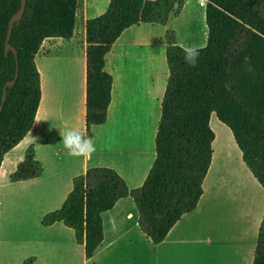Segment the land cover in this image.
<instances>
[{
  "label": "trees",
  "instance_id": "obj_1",
  "mask_svg": "<svg viewBox=\"0 0 264 264\" xmlns=\"http://www.w3.org/2000/svg\"><path fill=\"white\" fill-rule=\"evenodd\" d=\"M207 40L190 66L174 31H166L167 83L155 136V159L143 182L129 190L106 167L88 168L73 179L61 207L43 216L42 226L62 223L91 258L102 242L101 214L130 197L141 232L160 244L172 227L192 212L203 194L202 183L212 157V113L231 132L242 161L264 189V0H205ZM80 0H26L22 16L11 29L9 18L20 0H0V165L31 129L40 102V76L34 64L43 40L69 39ZM184 0H109L103 14L88 19L86 32L85 131L106 121L112 77L104 71L105 56L128 28L165 25L179 16ZM31 149L10 175L11 182L40 176ZM21 264H33L30 258ZM252 264H264V215Z\"/></svg>",
  "mask_w": 264,
  "mask_h": 264
},
{
  "label": "crops",
  "instance_id": "obj_2",
  "mask_svg": "<svg viewBox=\"0 0 264 264\" xmlns=\"http://www.w3.org/2000/svg\"><path fill=\"white\" fill-rule=\"evenodd\" d=\"M203 2L205 5L206 1ZM108 3L109 0H86L84 17L79 25L75 17L71 38L43 40L34 57L40 76L41 96L33 125L22 141L4 155L0 165L1 181L5 173L4 159L24 145L22 162L31 149L34 160L40 168L43 167L41 174L18 182L43 187L41 198L51 204L46 214L61 207L72 190L73 179L84 176L88 168H110L132 190L143 184L155 159L154 141L168 77L165 33L173 15L165 25L139 24L126 29L106 54L104 71L112 77L111 101L105 123L91 127V138L96 146L92 156H70L62 142V135L69 128L85 131V25L88 19L103 14ZM185 5L184 1L183 8ZM61 42H67V49L77 53L75 56L71 52L70 55L66 53L59 57L65 60L52 80L50 66L57 59L55 53L62 49ZM209 127L214 133V140L211 144L210 166L202 183L203 194L196 208L184 214L160 244L153 245L141 232L137 209L132 199L127 197L118 200L110 211L101 214L102 242L91 258H85L83 245L76 242L71 228L55 223L41 226L51 228L61 224L72 233L73 238L70 235L68 240L37 243L41 246L53 245V248L48 247L43 258L35 254L26 260L31 258L33 264H115L112 261L116 257L124 261L133 247L144 243L157 260H172L178 264L186 259L193 262L196 258L194 253L206 251L212 259L211 264H221L224 259L230 264H252L264 215V201L262 209H254L253 205L239 209L237 205L243 206L242 198L246 191L249 204L258 203L260 197L264 200V189L242 161L230 130L218 121L214 113L210 115ZM31 136L38 138L36 143L31 140ZM61 164L63 168L60 172L58 168H53L50 173L53 166ZM8 181L11 182H0V188L12 183ZM224 184L240 186L227 194V191L222 190ZM231 200L234 202L233 208L228 206ZM243 215V220L248 224L239 227V235L221 232L223 219L238 223ZM74 248H79L78 258L72 256ZM222 252L223 258H220ZM21 260L15 264L26 261Z\"/></svg>",
  "mask_w": 264,
  "mask_h": 264
},
{
  "label": "rangeland",
  "instance_id": "obj_3",
  "mask_svg": "<svg viewBox=\"0 0 264 264\" xmlns=\"http://www.w3.org/2000/svg\"><path fill=\"white\" fill-rule=\"evenodd\" d=\"M185 6L181 10L179 16L171 17L168 21L166 31H174L175 41L178 46L183 48L185 45L195 46L197 49L203 48L206 45L207 29L205 25V7H199V0H184ZM93 2V0H90ZM86 0H80L79 9L76 15L77 24L83 19L86 11ZM203 14V15H202ZM202 23L200 18H202ZM197 22V23H196ZM192 28H194L192 30ZM196 28V29H195ZM203 28L205 36L199 30ZM197 30V31H196ZM199 32V33H198ZM62 49L55 53L56 60L50 66L51 79L54 80L56 71L59 65L62 63L60 56L66 53L70 55H76L77 52L67 49V42H61ZM198 43V44H195ZM78 51V50H76ZM158 126V125H157ZM24 145L9 155L4 164V180H10L8 177L12 174L16 166L21 163V154L25 152ZM24 150V151H23ZM63 164L53 166L50 169L58 168V172L61 171ZM41 168H43L41 166ZM5 174L7 176H5ZM226 174V173H225ZM7 182V181H6ZM8 183H11L8 181ZM240 185H237L239 187ZM231 184H224L222 190L227 191V194L232 189L237 188ZM240 189V188H238ZM44 192L43 187L36 186L35 184L22 185L20 182L8 184L4 188H0V264H15L19 260L23 262L27 258L34 256L35 254L43 258L53 245H37V243H45L60 240L70 239V235L73 238L72 233H69L67 228L61 224L55 225L51 228H44L41 226V218L46 214V210L51 207V204H47L45 199L41 198ZM244 193L242 201L243 206L239 209H247L249 205H253L254 209H262L263 197H260L258 203H248V191ZM233 200L228 201L229 208H233ZM245 207V208H244ZM237 209V208H236ZM45 212V213H44ZM44 213V214H43ZM245 215V214H244ZM240 217V221L228 219L226 222L224 219L221 224V232L223 234H236L239 235V227L247 226V221ZM256 214L254 215L255 218ZM68 243V242H67ZM49 247V249H48ZM55 247V246H54ZM224 252L220 253L223 258ZM227 255V252L225 251ZM80 255L79 248H74L72 256L78 258ZM195 259L192 262L190 259L182 261V264H211L210 254L206 251L194 253ZM116 257L112 262L115 264H178L172 260L155 259L154 253L149 250L144 243H138L133 247L131 253L124 258V261ZM20 262V263H21ZM42 264V263H39ZM221 264H230L227 259L221 260Z\"/></svg>",
  "mask_w": 264,
  "mask_h": 264
},
{
  "label": "clouds",
  "instance_id": "obj_4",
  "mask_svg": "<svg viewBox=\"0 0 264 264\" xmlns=\"http://www.w3.org/2000/svg\"><path fill=\"white\" fill-rule=\"evenodd\" d=\"M184 58L190 66H195L199 57V49L195 46L185 45L183 47ZM37 137L31 136V140L36 143ZM62 142L68 155L73 157L90 158L96 151V146L86 131L77 128H69L62 135Z\"/></svg>",
  "mask_w": 264,
  "mask_h": 264
},
{
  "label": "water",
  "instance_id": "obj_5",
  "mask_svg": "<svg viewBox=\"0 0 264 264\" xmlns=\"http://www.w3.org/2000/svg\"><path fill=\"white\" fill-rule=\"evenodd\" d=\"M25 2H26V0H20V6H19L18 10L8 20L7 34H6L5 43H4V51H5V53L9 49H11L13 51V53H15V51L9 45V38H10V33H11V29H12L13 23L16 20H18L22 16V14L24 12ZM17 76H18V67L16 65L15 79L13 81H11V82L6 83L5 86L3 87V97H2V100H1V104H0V111L2 110L3 104H4L5 99H6V88H7V86L12 85V84L15 83V80L17 79Z\"/></svg>",
  "mask_w": 264,
  "mask_h": 264
},
{
  "label": "bare ground",
  "instance_id": "obj_6",
  "mask_svg": "<svg viewBox=\"0 0 264 264\" xmlns=\"http://www.w3.org/2000/svg\"><path fill=\"white\" fill-rule=\"evenodd\" d=\"M199 7H201V8H203L204 7V2H203V0H199ZM203 15V14H202ZM202 17V16H201ZM202 19H203V17L202 18H200V22L202 23ZM194 28H192V30H193ZM196 29V28H195ZM197 31V30H196ZM199 32H202V34H203V36H205V33H204V30H203V28H201L200 30H199ZM198 32V33H199Z\"/></svg>",
  "mask_w": 264,
  "mask_h": 264
}]
</instances>
